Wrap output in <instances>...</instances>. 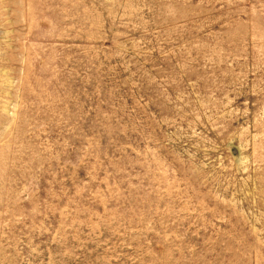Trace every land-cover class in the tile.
<instances>
[{"label": "rangeland", "instance_id": "obj_1", "mask_svg": "<svg viewBox=\"0 0 264 264\" xmlns=\"http://www.w3.org/2000/svg\"><path fill=\"white\" fill-rule=\"evenodd\" d=\"M0 264H264V0H0Z\"/></svg>", "mask_w": 264, "mask_h": 264}]
</instances>
